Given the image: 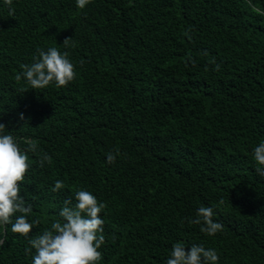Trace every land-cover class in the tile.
Segmentation results:
<instances>
[{
  "label": "trees",
  "instance_id": "trees-1",
  "mask_svg": "<svg viewBox=\"0 0 264 264\" xmlns=\"http://www.w3.org/2000/svg\"><path fill=\"white\" fill-rule=\"evenodd\" d=\"M11 7L9 16L0 0V123L22 149L36 140L52 163L40 168L27 153L21 195L33 206L29 222L40 223L28 237L0 226V264H32L29 239L61 219L65 199L75 205L77 190L106 206L98 264H166L176 242L215 249L218 264H264V177L254 160L264 141V0ZM49 47L69 53L75 80L44 89L17 80ZM57 180L65 187L53 192ZM200 207L213 208L221 232L188 223Z\"/></svg>",
  "mask_w": 264,
  "mask_h": 264
},
{
  "label": "clouds",
  "instance_id": "clouds-1",
  "mask_svg": "<svg viewBox=\"0 0 264 264\" xmlns=\"http://www.w3.org/2000/svg\"><path fill=\"white\" fill-rule=\"evenodd\" d=\"M9 6V16L14 15L15 9L11 7L13 0H4ZM91 0H76L78 8L83 9ZM72 37L65 38L63 45L69 46ZM38 55L33 57L31 64H22L23 70L16 79L21 77L27 81L32 89H44L54 83L56 87H65L75 80L76 67L69 58L67 51L61 53L57 47H49L46 51L38 48ZM83 60L80 61L82 65ZM216 65L215 70L219 71ZM20 114V120H24ZM27 149H22L17 138L11 132L6 131V125L0 123V226L11 224V231L28 237L34 226L39 225V220L29 222L28 217L33 212V206L21 195V184L31 167L28 152L39 155L40 168L52 163V157L44 152L38 153V142L34 139H26ZM118 149L106 155L108 164H113ZM254 160L259 165L255 171L264 177V141L254 148ZM65 187L64 182L57 180L53 192ZM75 205L71 199H65L64 206L59 212L60 220L53 222L49 229L42 234L29 239L31 247L26 248V253L35 249L32 264H98L103 254L99 249L105 244L104 220L101 212L106 207L98 202L97 197L86 190H77L75 193ZM19 214V215H17ZM212 207H200L195 219H188L189 224H201V231L214 236L223 230L220 222L213 220ZM15 217L13 222L12 218ZM3 241L0 240V245ZM182 242L172 245L170 258L166 264H218L219 256L215 249H206L203 245L193 244L189 251Z\"/></svg>",
  "mask_w": 264,
  "mask_h": 264
}]
</instances>
